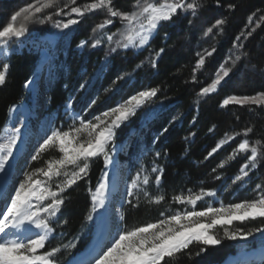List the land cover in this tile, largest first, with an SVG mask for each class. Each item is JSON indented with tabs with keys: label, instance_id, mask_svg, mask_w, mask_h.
<instances>
[{
	"label": "trees",
	"instance_id": "obj_1",
	"mask_svg": "<svg viewBox=\"0 0 264 264\" xmlns=\"http://www.w3.org/2000/svg\"><path fill=\"white\" fill-rule=\"evenodd\" d=\"M44 2L37 0L36 6ZM66 2L68 0H56L55 6L36 14V18L28 22V32L19 39L28 43L38 36L62 30L54 48L50 73L39 88L42 101L40 117L51 114L53 127L57 128L60 123L66 125L68 122L65 120L67 113H63L68 101H71L74 111L86 119L104 112L119 99L127 98L140 89H158L155 97L116 130L109 144L125 143L118 160L127 164L130 170L135 165L132 157L137 155L139 148L143 146L149 151L141 159L149 184L129 196L122 205V230L157 223L181 211L185 205L174 200L175 196L186 197L202 189L219 187L222 178L236 174L250 155L240 153L235 159H228L244 138L249 139L250 143L261 141V151L257 168L249 172L248 186L240 191L236 201L255 199L259 193L256 185H264V106H222V101L232 95L255 96L264 93V21H259V17L264 16V0H220L219 5L216 0H199L201 7L195 15L179 12L172 22H162L148 46L139 50L117 48L115 52L111 49L116 47L119 35L112 42H108L105 36L116 32L117 28H123L119 21L106 30L93 32V28L105 18V12L86 14L80 18L78 25H72L69 29L55 27V22H66L68 19V16L55 14L56 7H62ZM87 2L89 0H76L77 5ZM133 2L115 0V6L128 11ZM32 3L34 0H0V26L9 22L14 12ZM228 4L237 7L229 9ZM253 13L256 16L246 28L248 17ZM48 15H52V20H45L43 24L38 22ZM217 19H224L226 23L205 35ZM249 31H252L251 36L247 39L241 36V40L236 41L241 32L247 35ZM96 39L102 43L92 47ZM19 40L10 41L8 49L11 50ZM81 41L88 43L79 51L76 47ZM234 42H242L244 48L240 50L243 55L236 61L233 71L216 92L198 96L200 89L214 79L221 64L232 66L228 58L231 56L235 59ZM162 47L165 51L157 58L156 67H153L150 55ZM213 48L216 51L206 58L205 66L196 71V80L193 81V68L199 59L198 54ZM38 60L37 52L25 48L11 50L6 59H2L0 51V68L5 63L9 65L6 82L0 85V134L8 120L10 107L25 99L24 84L33 76ZM93 100L95 104H92ZM248 127L253 129L248 137H236L205 159L208 152L225 138V134L232 135ZM61 155L58 149H49L37 160H31L27 170L45 167L46 161L58 159ZM222 162L225 163L220 167ZM88 163L87 176L62 194L64 204L58 212V219L51 224L55 229V238L46 244L45 249L40 250L42 252L51 247L74 243V248H61L57 254V264L69 263L84 250L93 236L95 226L87 217L93 213L92 192L104 169V157L92 158ZM154 167L161 168L162 174L153 173L151 170ZM156 175H161L159 184L155 183ZM245 193H251L252 196L245 197ZM159 196L164 199L157 203L156 198ZM259 227H264V218L242 223L235 221L232 225L216 227L213 234L221 239L220 245L208 246L205 252L197 256L195 254L202 245L193 243L187 250L167 258L166 264H220L228 256H239L242 251L264 247V233H254L246 240H229L224 236L225 228L229 231L237 228L247 231ZM106 242L104 240L102 246ZM235 264H264V258L245 263L237 259Z\"/></svg>",
	"mask_w": 264,
	"mask_h": 264
},
{
	"label": "snow or ice",
	"instance_id": "obj_2",
	"mask_svg": "<svg viewBox=\"0 0 264 264\" xmlns=\"http://www.w3.org/2000/svg\"><path fill=\"white\" fill-rule=\"evenodd\" d=\"M36 2L37 0H34V3L14 12L10 16L9 22L0 26V45L7 47L13 39L19 40L24 37L29 30L28 22L35 19L36 14L42 13L45 8L53 7L56 4V0H45L40 6H36ZM216 2L218 5L220 4V0H216ZM200 7L199 0H191V2H187V0H134L131 9L123 11L115 6V0H89L83 5H77L76 0H68L62 7H56L55 12L56 15L68 16V19L66 22H55V27L69 29L72 25H78L81 22L80 18L86 14L97 11L105 12V18L93 28V32L106 30L108 26H114L115 22L119 21L123 28H117L116 32L105 36L108 42H112L114 37L119 35L120 39L116 40V47L111 49L112 52H115L117 48L148 46L162 22H172L179 12H190L195 15ZM227 7L235 9L237 5L228 4ZM255 16L256 13H253L248 17L249 23L245 25L246 28L252 24ZM52 18V15H48L38 22L43 24L45 20H52ZM259 21H264V16H260ZM259 21H257V26H259ZM225 23L224 19L215 20V23L206 30L205 35L212 33L214 28H221ZM254 30L253 28L252 31ZM252 31H249L247 35L241 32L236 37V41H240L241 36L247 39L252 35ZM87 43L88 41H81L79 46H86ZM101 43L100 39H96L91 46L96 47ZM233 48L236 50L234 52L235 59H232L231 56L228 58L231 60L232 66L221 64L215 72L214 79L200 89L197 93L198 96H207L216 92L222 81L229 77L236 66V61L240 60L243 55L240 50L244 48V44L234 42ZM164 51L165 49L162 47L155 51L154 55H150V63L153 67H156L157 58ZM215 51L216 49L213 48L204 54H198L199 59L193 68V81L196 80V71L205 66L206 58L212 56ZM8 67L9 65L5 63L0 68V85L6 82ZM118 79H122V77H118ZM157 92V88L138 91L127 100L103 112L100 117H95V122L81 120L78 127L67 131L52 130L43 139L35 154L32 155V160H37L45 151L52 148L58 149L62 155L58 159L46 161L45 167L26 171L24 178L14 187L12 193L5 197L4 207L0 208V264H57V254L61 252V248L75 247L74 243H70L40 251L46 248V244L51 239L55 238V229L51 224L54 222V218H57V213L60 212L61 206L64 204L62 194L75 185L78 180L87 176L90 159L103 156L105 164L111 163L109 144L113 140L115 129L127 122L130 117L135 116L137 110L155 97ZM95 103L96 101L93 100L92 104ZM230 104L264 106V93L255 96L232 95L222 101V106ZM12 131L13 134L8 142L0 144V171L5 169L13 155L20 129L15 128ZM252 131V127H248L241 132H234L232 135L225 134V138L221 139L208 152L205 159L211 157L229 141L235 140L241 135L248 137ZM84 134L87 138H83ZM260 145L261 141L259 140L250 143L249 139L244 138L233 150V155L228 157L229 160H233L240 153H250L240 168V174L235 177V181H243L245 177L249 176L251 170L257 168L258 156L261 151ZM156 155L159 156L160 153H156ZM224 163L222 162L219 166L223 167ZM69 166H71V170ZM151 171L161 174L163 172L158 167L152 168ZM160 181L161 175H156L155 182L159 184ZM139 182H141V172H137L133 178L128 189L129 195L133 194V189L140 187ZM142 183L149 184L147 175L143 176ZM107 188L108 180L107 174H105L92 197L93 211L96 207L103 206L104 193ZM256 188L259 193L257 198L252 200H244L226 206L221 204L220 207L208 206L201 211L178 212L157 223H148L131 230L119 231L108 244L100 246L98 250L94 249L93 254H90L87 260L73 261V264H166L167 258L187 250L193 243L202 245L195 254L199 256L207 250L208 246L222 243L221 239L211 232L218 225H232L234 221L242 223L250 219L264 218V185L257 184ZM145 195H147L146 192ZM215 195V191L202 189L199 193L186 197L175 196L174 200L179 203L195 205L204 197ZM163 199V196H159L156 198V202L159 203ZM87 218L93 219L91 215ZM254 233H264V227L247 231L243 228H237L234 231L224 229V236L229 240H246Z\"/></svg>",
	"mask_w": 264,
	"mask_h": 264
},
{
	"label": "rangeland",
	"instance_id": "obj_3",
	"mask_svg": "<svg viewBox=\"0 0 264 264\" xmlns=\"http://www.w3.org/2000/svg\"><path fill=\"white\" fill-rule=\"evenodd\" d=\"M61 33L62 30L59 32L55 31L53 33H48L43 36H38L36 39H33L34 41L32 40L29 41L28 43H26L24 40L21 39L17 42L16 45H13L11 47V50H22L24 48L27 50H33L34 52L38 53L39 60L37 66L35 67L33 76L30 78L28 82L24 84V90L26 92L25 99L19 103L14 104L10 108L8 120L0 134V144H5L11 138L13 134L12 130L15 128L20 129V132L17 136V143L13 149V155L12 157H10L8 164H6L5 166V169L3 171H0V190L2 189L1 190L2 194L0 196V208L4 207L5 197L10 195L14 187L19 183L20 180L24 178V173L28 171L27 167L29 162L32 160L31 159L32 155L35 154L36 149L39 147V144L43 141L44 138H46L47 135L51 133L52 130L58 129L60 131H67L71 128H76L79 126L81 120L95 122L94 118L100 117L101 114L103 113L102 112L98 115H93L90 116L89 118L84 119L82 118L81 114H78L77 112L74 111L71 101H68L63 107V113H67L65 120L66 122L67 121L68 122L66 125H64V123H60L59 126L55 128L53 127L54 120L51 114H44L40 117L39 107L42 106V101L39 97V88L41 83L47 78V76L50 73V64L53 59L54 48L56 45V41ZM79 45L76 47V49L80 51L83 48V46H79ZM129 48L133 50L140 49V48H132V47ZM11 50L8 49V47L0 45L2 59H6V57L9 55ZM41 59H44L43 62L44 64L42 63V65L39 67L38 64ZM141 90L144 89H140L138 91ZM136 92L132 93L131 95L135 94ZM131 95H129L128 97H130ZM128 97L124 99H119L116 104L127 100ZM72 99L73 97L71 98V100ZM46 101L47 99H45L44 102ZM86 111L87 109L84 111V113ZM127 122H124L123 124ZM123 124H121V126ZM117 129L118 128L115 129V133ZM27 130L28 132H26ZM25 132L26 134H24ZM84 136L85 138H87L86 134H84ZM124 147H125V143H117V142L109 146V155L111 157V163L105 164L104 162V169L101 173L100 179L95 189L92 192V197L95 194L96 188L99 186V183L105 177V174H107L108 188L104 193L103 206L96 207L95 211H93L92 213L93 219H91V221L93 222L95 227L93 231L92 240L90 241L88 246L84 249V253L93 254L94 249L96 250L99 249L96 242V238L100 236L103 232H106L105 240L107 241L106 243L108 244L117 235L119 231H122V226L120 224L121 208L124 202L126 201V199L129 196H131L128 194V189L130 188L132 184V180L136 176L137 172H141V182H139L140 187L133 189V194L136 191H141L142 187L146 186L145 184L142 183V179L143 176L147 175V172L141 166V159L147 155V153L149 152L148 149L143 146L139 148L137 155L132 157V161L134 162L135 165L132 166V168L130 166L131 168L130 170L127 168V164H122L118 160V154L124 149ZM231 155H233V153ZM14 160H17V163L14 167H11V164ZM240 168L236 174L230 177L222 178L220 186L212 190L215 191L216 193L215 196L212 197L206 196L202 200L197 201L195 205L184 203L185 207L181 211H176L172 215H175L178 212L183 213L185 211H192V210L201 211L208 206L220 207L221 204L226 206L228 204L241 202V201H236V196L240 193L241 190H243L248 186L249 176L245 177L243 181H235V177L240 174ZM69 169L71 170V166H69ZM116 177H118L117 179L118 183L115 186L114 180L116 179ZM57 179H61V178H57ZM121 182H123L122 185H120ZM53 189L55 190L54 185H53ZM205 191H209V190H205ZM244 196L248 197L252 195L251 193H245ZM245 200H249V199H245ZM92 203L94 207L93 199H92ZM55 219L56 218H54V220ZM219 226L220 225H218L217 227ZM211 232L213 234V230H211ZM259 249H261V247L257 249L245 250L242 251L239 254V256H231V257H233L234 260L237 261V259L240 260L242 258L243 253L245 254L255 253ZM73 260L74 259H72L69 263H72Z\"/></svg>",
	"mask_w": 264,
	"mask_h": 264
},
{
	"label": "bare ground",
	"instance_id": "obj_4",
	"mask_svg": "<svg viewBox=\"0 0 264 264\" xmlns=\"http://www.w3.org/2000/svg\"><path fill=\"white\" fill-rule=\"evenodd\" d=\"M49 37V36H48ZM44 62V59H41L40 61H39V64H38V66L40 67L41 65H42V63ZM44 64V63H43ZM13 106V105H12ZM11 108V107H10ZM2 132V131H1ZM26 132H28V130L26 131ZM26 132L24 133V134H26ZM16 163H17V160H14L13 162H12V164H11V167H14L15 165H16ZM117 179H118V177H116V179L114 180V184H115V186H116V184L118 183V181H117ZM2 190V189H1ZM1 190H0V196H1V194H2V192H1ZM107 228H108V226H107ZM105 234H106V232H103L100 236H98L97 238H96V242H97V245H98V247H100V246H102V244H103V242H104V240H105ZM100 238H101V240H100ZM83 254V255H82ZM90 254L91 253H84V251L79 255V256H77L76 257V259L74 258V260L73 261H77V260H87V258H89L90 257ZM264 258V247H261V249H259L257 252H255V253H246L245 255H243L242 256V261H246V262H251V261H254V260H259V259H263ZM235 261L236 260H234V258L233 257H231V256H228L222 263H220V264H235ZM245 263V262H244ZM68 264V263H67ZM69 264H73V262L72 263H69Z\"/></svg>",
	"mask_w": 264,
	"mask_h": 264
},
{
	"label": "crops",
	"instance_id": "obj_5",
	"mask_svg": "<svg viewBox=\"0 0 264 264\" xmlns=\"http://www.w3.org/2000/svg\"><path fill=\"white\" fill-rule=\"evenodd\" d=\"M141 49V48H140ZM137 50H139V49H137Z\"/></svg>",
	"mask_w": 264,
	"mask_h": 264
},
{
	"label": "water",
	"instance_id": "obj_6",
	"mask_svg": "<svg viewBox=\"0 0 264 264\" xmlns=\"http://www.w3.org/2000/svg\"><path fill=\"white\" fill-rule=\"evenodd\" d=\"M245 253H243V255H244Z\"/></svg>",
	"mask_w": 264,
	"mask_h": 264
}]
</instances>
